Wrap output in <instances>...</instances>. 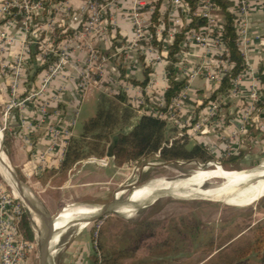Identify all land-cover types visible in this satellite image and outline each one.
I'll use <instances>...</instances> for the list:
<instances>
[{
	"label": "rangeland",
	"instance_id": "1",
	"mask_svg": "<svg viewBox=\"0 0 264 264\" xmlns=\"http://www.w3.org/2000/svg\"><path fill=\"white\" fill-rule=\"evenodd\" d=\"M89 1L0 0V83L3 84L2 87L0 86V89L3 92L7 91L10 96L14 80L19 82L14 88L18 99L38 91L43 75L61 57L65 58L66 61L63 66L64 68L60 69L56 77L51 79L46 94L49 95L52 85L55 88L56 84H58L59 88L61 87L60 83H66L69 80L71 75L68 72L71 66L77 67L75 69L76 77H74L76 81H78L81 74L88 72L89 83L86 87L88 89H85L83 100L79 103V111L73 127V131L77 132L73 133L74 138L79 136L84 123L94 117L98 111L100 92L95 88H89L90 86H103L104 99L108 101L106 104L113 101L114 91H117L119 95L121 94L116 84L119 78L117 67L109 65V63L107 66H102L99 62V58L104 57V54L97 51V45L101 41L100 38L104 35L102 34L103 30L85 31V23L89 21L90 11L92 10L88 6ZM80 11L82 12L80 22H73L71 20L72 14ZM105 15L106 13H103V17ZM170 23L171 21L169 20V29L174 28V26L171 27ZM180 24L176 28L177 33H180L184 27H182V22ZM161 30L158 29L156 34L158 41L160 40ZM68 32L70 34L67 35ZM170 32H168V43L165 42V46L172 42L173 35L170 37ZM59 38L61 39L57 41ZM103 39L106 40L105 37ZM140 43H143V47L139 48V45H137L134 49L126 50L127 47L124 45L122 51L133 50L137 52L139 49H142L141 51L146 52L148 49H153L151 48L150 40L147 42L141 41ZM23 46H28L29 48L30 46H37L38 54L35 56V61L38 66L44 65L52 58L47 70H45L46 72L43 71L33 84H29L26 79L28 75L32 74L31 69L35 67V64L30 63L28 57L29 51L25 54L22 53ZM95 51L100 57H97L88 66L90 53ZM135 54L137 55V53ZM22 55L24 56V65L22 63L23 70H15L16 63L23 57ZM44 56L46 57L44 58ZM176 57L179 60L177 67L182 69V59L184 57L182 45ZM116 58L117 63H119L118 65L125 61L121 57V52ZM157 59L158 56L155 54L153 56L146 55V62L148 61V63L157 62ZM218 59L221 60L220 56ZM239 76L241 79L242 74ZM175 77L173 73L175 81H182L181 78L176 79ZM214 80L219 81V79ZM94 81H97L96 84ZM230 91L231 89L220 96L226 97L227 94H230ZM260 91L261 88L259 89ZM147 97V100L144 98L141 100V104L133 102L134 105L133 107L131 105V107L135 109L137 105H141L143 108L151 109L154 106V99H151L150 94ZM10 99L7 101L0 98L2 153L4 152L3 143L6 139L4 131L6 130L9 114L14 110L20 111L19 109H12L7 113V118L4 117L7 106L11 101ZM36 100L37 102L40 101V99ZM174 100H176V97ZM174 100L171 102L167 112L162 113L163 115L161 113L157 115L160 118H165L168 129L173 130L168 133V138H171V140L181 139L185 134L182 132V127H187L190 123L189 120L182 121V118L179 116L178 102ZM218 100L213 102L216 104L215 109L212 106L213 104L209 105L208 120L211 117H217V111V115H220V111L223 108V100H221L222 102ZM34 102L32 101L28 104H32V106L37 105ZM126 104L129 105L127 100ZM162 105H164L163 100L161 101ZM24 109L25 105L21 110L24 111ZM58 109L60 115L65 111V108L61 109L60 107ZM54 110L55 108L51 107L48 112L53 113ZM194 111H192V115L190 116L192 119L196 115ZM135 116L136 114H134ZM4 120H6L5 123ZM66 124V122L58 123V118H56L52 125L45 123L43 126L47 128L46 130L49 128L60 130V135L57 136V139L61 136H67V140H65L66 147L69 140L73 138L70 136L71 124H67V126ZM59 125L64 126V128L61 130ZM197 133L198 129L187 131L188 148L195 145L193 138ZM261 133L263 134L264 131H261ZM234 136L238 137V139L244 137V143L247 139H250L248 135L245 137L238 132ZM250 140L252 143H255L252 139ZM109 145L106 148V155L102 158L90 157L82 160L78 165H73L66 172L58 170L59 173L53 177L50 184L53 188H48L46 191L48 199L45 198V201L51 206V211H46L47 214L43 211L42 199L38 197L39 189L29 184H21L17 169H14L11 165L12 163H10L11 161H7L6 159L12 167L13 173L20 182V185H23L24 190L30 195L31 201L36 205L44 216V220L48 223H52L48 216L51 218L59 216V219L56 218L54 221L55 223L57 219L62 220L77 210L91 209L92 206L103 205L110 201L113 195L116 197L119 193H122L120 195L121 199H125L128 195H131L132 201L137 203L142 202L140 204L144 202L145 204L146 198L151 194L175 190L173 193L167 194L169 196L159 197L155 201L137 209L128 217L108 214L92 221L87 226V229L91 230L92 245L96 246L97 250H100L98 252L101 264L104 263L105 256L110 257L111 260H115L117 264H207L210 257L216 253V246L224 244L221 248V251H223L227 250L229 245L233 243L238 242L243 244L245 241H252L253 236H257L261 229L264 234V192L249 198L219 195L231 199L230 201L223 202L189 198L188 196L190 194L194 197L216 198L218 195L203 193L200 186L212 188L223 183L221 181L208 183L200 181V179H197L199 174L194 173L195 171L216 170L217 166H219L226 172L259 173L264 169V151L257 153V150H253L258 155L253 158L251 164H238L235 162L224 165L221 163V159L230 155L227 152L225 155L220 156L219 159H215L214 157L213 160L204 163L194 160L162 162L158 154L136 162L120 163L113 158L106 157ZM65 147L63 149L64 152ZM209 153L211 154L210 151ZM70 177H72L71 181L68 180ZM3 178V174L0 171V183L10 195H13V187H10L7 180ZM167 182L171 184L167 185ZM161 187L164 190L158 192V189ZM15 196L20 201L21 198L17 194ZM132 205L135 206V204L128 206ZM25 211L28 215L29 227L34 238L30 242L23 236L25 241L34 245V249L28 253V264H40L37 235L33 230L34 228H32L30 214L28 210ZM37 215L39 216L37 218L39 219L38 221L42 224L41 215ZM100 221L102 222L101 235L96 229V225ZM100 243L104 247L103 251L99 249ZM210 245H212V248ZM211 250L213 251L212 255L207 257ZM136 251L138 253L137 257L135 256ZM146 253L150 254L148 262H145ZM225 253L229 252L226 251ZM54 255L55 253H52L50 257V264H54ZM259 261L260 254L251 252L238 264H259Z\"/></svg>",
	"mask_w": 264,
	"mask_h": 264
},
{
	"label": "crops",
	"instance_id": "2",
	"mask_svg": "<svg viewBox=\"0 0 264 264\" xmlns=\"http://www.w3.org/2000/svg\"><path fill=\"white\" fill-rule=\"evenodd\" d=\"M138 1L146 3V5L148 4V8L146 7L148 10L153 8L151 3L154 0L100 1L108 7V10L106 9V15L104 17L106 31L102 33L104 35H102V38H100L101 41L97 45V51L104 54L105 58V62L101 63V65L107 66L109 63V65H114V67H117L119 70V78L116 82L117 88L121 93L120 95L126 97L130 106L132 105L133 107L134 103L141 104V100L143 98L147 100L149 94L152 97L151 99H154V106H152L151 109L143 108L141 105H137L135 109L132 108L134 114H136V116L132 118V124L144 114L157 116L159 113H164L156 111L155 107H164V105L161 106V101H164L163 95L169 86L167 67L172 65L174 75L176 76L175 78H181L182 81H185L184 88L178 95H176V100H173L178 102L179 116L182 118V121H194L189 130L198 129V133L193 138L195 144L198 143L208 149L215 159H219L220 156L225 155L227 152L232 156L241 155L236 163L251 164L253 158L258 155L254 153L253 150H257V153L264 151V133L262 134L259 129L260 124L264 122V106L259 107L262 102L261 93L259 94L257 104L254 106L255 108L250 111L248 116V137L255 141V143H252L250 139H247L244 143V137L238 139L236 136H231L234 132L239 131L242 120L250 109L249 88L253 83L251 77L246 75L237 82L236 87L232 86L231 91L234 87L237 89L236 93H231L230 91V94H227L226 97L220 96V98H217L219 99V102H222L221 100H223V108L220 111V115H217V111V117H211L208 120V109L213 103L205 105L204 103L218 87L220 79L219 81H215L214 79H217V77L207 76L204 72H200L193 77H189L188 75L189 71L212 69L214 62L219 60L218 58L223 54L224 49L210 46L209 49L206 50L198 46L182 45V54H184L182 59V69L177 67L179 63L178 58H176L177 61L174 64H170L169 60H167L168 47L172 43L171 42L169 45L165 46V42L168 43V31L161 44H151V48L153 49H148L146 52L141 51L142 49H139L137 52L133 50L122 51L124 45H126L125 47L127 48L131 45L133 37L131 17L133 9ZM228 1L234 4L230 10L236 16V28L241 29L243 27L245 30V38L247 41L245 43L238 41L247 65V71L245 73L258 75L259 69L264 68V0H245L247 3V10L243 14L240 13L241 0ZM170 3L171 0H162L159 8L161 18H166L167 20L168 29ZM147 9L141 10L146 11ZM151 14L152 13L149 14L150 20ZM180 20L182 22V27L187 26L190 23L189 15L187 16L183 13H180ZM158 29H162V33L163 25L157 28L156 34ZM103 37H105L106 40H104ZM138 45L139 48L143 47V43H139ZM120 52L122 59L125 61L118 65L119 63H117L116 57ZM135 53H137V55ZM154 54L158 56L157 62H146V55L153 56ZM33 63L38 66L36 61ZM70 68L71 69L68 72V74L71 75L69 80L66 83H60L61 87L59 88V85L55 83L57 87L55 86V88H53L52 85L49 92L58 94L61 98V104L58 105L57 108L54 107L55 110L53 113L48 114V124L52 125L56 118H58V123L66 122L67 124H71L70 136L73 137V133H77L73 131V127L79 111V103L83 100L84 93L88 88L82 94L76 92V79L74 77H76L75 69H77V67L71 66ZM121 71H123V73ZM146 73L148 80L144 86H141L140 83L144 81ZM131 80L138 82V84H132L130 82ZM255 82L258 87L261 88L260 81L255 80ZM29 84L33 83L29 82ZM2 85L3 84L0 83L1 87ZM89 88H95L100 92L98 101L99 108L100 99L104 97V91L102 90L103 86H90ZM117 94L119 93L114 91L113 96ZM0 98L8 101L10 99L9 93L7 91L3 92V90L0 89ZM60 107L61 109L65 108L64 112L61 111V115L58 109ZM192 111L196 114L193 119L190 117ZM36 118L37 112L35 106H32V104H26L24 111L17 112V110H14L9 114L8 123L5 128L6 130L4 131L6 134V147L8 154L3 152V155L6 157L5 159H7V161H11L10 163H12V167L17 169L21 175V184H29L39 189L38 197L42 199L45 210L50 212L51 206L45 201L48 199L46 191L48 188H53L50 184L53 177L59 173L58 169L64 156L63 149L65 147L67 136H61L57 141V146L52 147V135L46 130L47 128L45 126L36 125ZM29 125L31 126L29 127ZM189 125L190 123L188 126ZM59 126L61 130L64 128L62 125ZM1 138L0 148L2 145ZM40 156H43L42 161L39 159ZM219 168L222 169L221 167ZM229 174L234 176L236 173L233 172ZM243 176L246 177V175ZM68 180L71 181L72 177ZM254 180L264 184V177H261V180ZM174 191L175 190L163 191L162 193L170 194ZM13 192L15 195L17 194L15 191ZM261 192H264V188L259 190V192L255 193L253 196L260 194ZM140 203L142 202H139V204ZM141 207L120 208V212H117L116 215L128 217ZM70 221L75 220L72 218L68 220V222ZM88 225L89 224H86V226L82 228L71 230L69 233L64 232L60 235L53 252L55 253L54 264H95L96 250L92 245L91 230L87 229ZM75 226V224L72 225V227ZM100 229L101 225L98 229V232L101 235L102 231ZM103 248V245L100 243L99 249L103 251ZM137 254L136 251V257L138 256ZM145 256V262H148L150 254L146 253ZM113 263L117 264L115 260H111L110 257L105 256L103 264Z\"/></svg>",
	"mask_w": 264,
	"mask_h": 264
},
{
	"label": "trees",
	"instance_id": "3",
	"mask_svg": "<svg viewBox=\"0 0 264 264\" xmlns=\"http://www.w3.org/2000/svg\"><path fill=\"white\" fill-rule=\"evenodd\" d=\"M57 2H65L66 0H56ZM162 0H154L151 5L153 11L151 14L150 34L152 36V45L161 44L166 37L168 31L166 18H161L159 8ZM189 6V20L190 23L182 28L180 33L174 35L173 41L168 47L167 60L170 64H174L176 56L181 50V44L185 41V34L189 31H197L199 28L207 24V19L195 15L194 12L198 8L200 0H184ZM212 7V14L218 19V24L222 28V42L224 46V53L220 56L221 60H226L229 63V70L222 74L218 87L213 91L211 96L205 101V104L213 103L218 96L227 93L233 86L235 80L239 75H243L247 71L246 61L242 51L238 45V35L236 29V16L231 12L233 3L228 0H209ZM181 12L178 11V15ZM163 25V32L160 40L156 38V30ZM70 34L69 32L67 35ZM61 38L57 39L59 41ZM120 46V45H118ZM38 54L37 46H30L28 57L30 62L35 61V56ZM54 60V59H53ZM52 58L49 62L38 67L35 65L31 69L32 74L28 75L27 81L34 83L38 75L47 70ZM123 73V71H121ZM174 70L172 65L167 67L168 89L165 91L164 107H155L156 111L167 112L172 100L184 88L185 81H175L173 79ZM147 73L144 81L140 83L144 86L147 82ZM258 80L261 85L262 102L259 107L264 106V68L258 71ZM132 84L138 82L131 80ZM106 99L101 98L98 111L96 115L90 118L82 126V130L77 138L69 140L65 147L63 161L59 167V171H67L73 165H78L82 160L96 157L102 158L106 155V148L115 139V146L113 148L112 158L120 163H131L139 161L149 156L159 155L162 162L171 161H200L202 163L213 160L214 156L202 145L196 143L191 148H188L187 130H189L194 123L190 120L189 126L182 127L184 136L181 139L168 138V133L173 130L168 129L167 120L158 116L142 115L132 124L134 117V110L130 105L126 104V97L124 95H115L113 101L109 104ZM36 110V109H35ZM115 135V136H114ZM6 139L3 143L4 153L7 152ZM241 155H229L221 159L222 164L235 163ZM20 180L21 175L18 172ZM197 230V228H196ZM262 230V229H261ZM259 230L258 235L253 236L252 241H245L243 244L238 242L229 245L227 250L221 251L224 244L216 246V253L211 256L207 264H238L245 259L251 252L260 254L259 264H264V234ZM19 232L22 237L32 242L33 234L29 227V219L26 211L22 215L19 224ZM197 234V233H196ZM233 238V237H232ZM231 239V238H230ZM212 248V245H210ZM228 251L229 253H225ZM211 250L209 257L212 255ZM206 257V258H207ZM205 258V259H206ZM204 259V260H205ZM114 264V263H113Z\"/></svg>",
	"mask_w": 264,
	"mask_h": 264
},
{
	"label": "built area",
	"instance_id": "4",
	"mask_svg": "<svg viewBox=\"0 0 264 264\" xmlns=\"http://www.w3.org/2000/svg\"><path fill=\"white\" fill-rule=\"evenodd\" d=\"M88 6L91 7V15L89 17V21L85 23V31L91 32L95 29H98L99 31L103 30L102 32L106 31V24L104 23V17L103 13H106V5L102 4L100 0H90L88 2ZM148 5V4H147ZM146 3H142L141 1H138L136 3L135 8L133 9L132 14V26H133V37L131 41V45L128 49H134L137 47L138 43L141 41H148L150 40L152 42V36L150 34V27H151V20L149 17V14L152 13L153 8L147 9L148 6ZM240 13L243 14L247 10V3L245 0H241L240 2ZM147 7V8H146ZM141 9H147L146 11H143ZM178 11L181 12V14L189 15V6L184 0H171L170 3V10L168 13V18L170 17L171 21V27L174 26L172 29H168V32H170V37L172 35L174 36L177 34L178 31H176V28L181 25L180 15H178ZM82 12L73 13L71 16V20L73 22H80V16ZM195 15H198L200 17H204L207 19V24L201 28H199L197 31H189L185 34V41L183 42V46H198L200 48H204L206 50L209 49L210 46H215L219 48H223V42L221 39L222 35V28L221 25L218 24V19L212 14V7L209 0H200L199 6L196 9ZM237 29V28H236ZM237 35H238V41H241L242 43H245L247 40L245 38V30L242 27L241 29H237ZM29 51L28 46L22 47V53H27ZM224 53V52H223ZM23 56V55H22ZM46 56H44L45 58ZM99 58L100 56L97 55V52H91L90 57L88 59V66L93 62V60ZM105 58L100 57L99 62L104 63ZM22 63L24 65V56L16 63V69L15 70H23ZM66 63L65 58L61 57L57 60L56 63L46 72L41 81L40 88L38 91H35L34 93L27 94L21 99H18V97L15 95V86L18 85L19 82L17 80H14V85L11 86V94H10V103L7 106V109L5 111L4 117L7 116V113L10 110L14 109H21L24 107V105L35 101L34 103H37L35 106L36 112H37V118H36V125L40 126L45 123H48V110L51 107H57L61 103V98L58 94H53L48 92V84L56 77L58 72H60V69L64 68V64ZM229 70L228 62L225 60H218L217 62H214L213 68L208 70H194L192 72H189V77H193L194 75L199 74L200 72H204L207 76H215L217 79H220L223 73L227 72ZM246 75H249L253 81L249 88V98H250V109L245 114V117L242 120V123L240 125L238 133L242 134L243 136H247L248 134V116L252 109H254L255 105L258 102L259 98V87L255 80H258V76L251 74V73H245L241 77H244ZM240 80V76L235 80L233 86L236 87L237 82ZM97 81H94L96 84ZM89 83V74L83 73L78 78V81H76V92L78 94H81L83 91H85L86 87ZM232 89V93H236V88ZM46 94V95H45ZM36 99H40V101L37 102ZM213 108H216V104L213 103ZM7 118V117H6ZM6 120H4L5 123ZM24 126V124H23ZM31 125H29L30 127ZM259 129L261 131H264V123L260 124ZM53 137L52 140V147L57 146V136H59L60 130L57 128H49L47 130ZM236 132H234L231 136L233 137ZM40 161L43 160V156L39 157ZM24 207L20 201H18L17 197L13 194H9L3 187V185L0 183V264H28V253H30L34 249V245L32 243H29L25 241L19 232V224L22 219V215L24 213ZM102 224V222H98L96 225V229H99V226ZM96 262L95 264H101V258L98 250L96 249Z\"/></svg>",
	"mask_w": 264,
	"mask_h": 264
},
{
	"label": "bare ground",
	"instance_id": "5",
	"mask_svg": "<svg viewBox=\"0 0 264 264\" xmlns=\"http://www.w3.org/2000/svg\"><path fill=\"white\" fill-rule=\"evenodd\" d=\"M0 138H1V133H0ZM4 155L1 152V148H0V171L3 174V177L7 180L8 185L10 187H13V191L16 190L17 195L23 199L24 201H28V203L31 201L30 199V195L28 194V192L26 190H24L23 185L17 186L14 181L12 180L7 167L4 164ZM6 160V159H5ZM194 173L199 174L197 179H200V181H203L205 183L208 182H216V181H221L223 182L222 184L216 186V187H212V188H205L204 186H200V189L203 193L209 194V195H232L238 198H247V197H251L253 196L255 193L259 192V190H262L264 188V184L261 182H257L254 179H260L261 177H264V170L260 171L259 173H255V174H242L239 172H234L236 174H234V176H231L229 173H233V172H226L222 169H220L219 167H217L216 170H210V171H195ZM243 175H246L243 176ZM224 177V178H221ZM250 177V178H248ZM253 177V178H251ZM161 181V180H160ZM193 181V180H192ZM165 182V181H164ZM194 182V181H193ZM202 182V183H203ZM170 182H167V185H170ZM166 185V186H167ZM164 190L163 187H161L160 189H158L159 191ZM15 194V193H14ZM122 193H119L116 195L117 198L120 197ZM189 198L190 197H194L190 194H188ZM204 196V195H203ZM213 197V196H212ZM147 203L143 202V204L140 205H132V206H123L121 208H132V207H141V206H145ZM117 212H120L119 208L117 209ZM93 209H80V211H75L73 214H71L70 216L62 219V220H58L53 224V223H48L44 220V216L42 215V213L38 210V209H28V212L31 216V225L32 228H34L33 230L36 232L37 235V245H42V243L44 242V239L46 238L47 235H49L52 231H58L61 230L62 228H65L66 226H68L71 222H68L69 219L73 220H77L78 218H80L83 215H87V214H91L93 213ZM37 214L41 215V221L42 224H40V222L38 221L39 216ZM38 216V217H37ZM33 217V219H32ZM68 222V223H67ZM67 223V224H66ZM42 225V227H41ZM86 226V224H84L82 227ZM56 242L53 243H57V238L55 240ZM48 264H50V262H48Z\"/></svg>",
	"mask_w": 264,
	"mask_h": 264
},
{
	"label": "water",
	"instance_id": "6",
	"mask_svg": "<svg viewBox=\"0 0 264 264\" xmlns=\"http://www.w3.org/2000/svg\"><path fill=\"white\" fill-rule=\"evenodd\" d=\"M114 146H115V139H113L111 141V143L108 147L107 156H106L107 158H112V156H113L112 151H113ZM3 162H4L5 166L7 167V170L9 172L12 180L14 181V183L17 186H20V182L18 181V179L14 175L13 169L10 166V164L5 159ZM133 189H135V188H133ZM162 196H169V195L164 194V193H154V194H151L149 197H147L145 202H147V204H149L150 202L155 201L156 199H158L159 197H162ZM170 197L179 198V197H174V196H170ZM190 198H197V199L207 200V201H220V202L231 200L230 198H226V197L224 198L222 196H216V198H210V197L205 198V197L195 196V197H190ZM20 202L22 203L25 210L38 209L32 201H30L28 203V201H23L20 199ZM131 204L136 205L139 203L132 201L131 195H128L125 199H121L120 197L116 198L115 195H113L112 199L110 201H108L107 203H105L103 205L92 206L91 209L94 210L93 213L81 216L80 218L71 222L68 226H66L65 228H63L61 230H58L56 232L52 231L49 235L46 236L42 245L38 246L39 256H40V264H48V262H50V257L52 256V253L54 252V249L56 246V243H53V242H56L55 241L56 238L58 241V239L62 233H64V232L66 233L69 230H75V229L82 228V226L84 224H90L92 221H94V220H96L102 216H106L108 214H116L118 211L117 210L118 208L120 209L123 206L131 205ZM43 209H44L43 211L46 213V210L44 207H43ZM48 218H49L50 222H52L54 224V221L56 220L57 216H55L53 218L48 216ZM74 224L76 226L72 227V225H74Z\"/></svg>",
	"mask_w": 264,
	"mask_h": 264
}]
</instances>
